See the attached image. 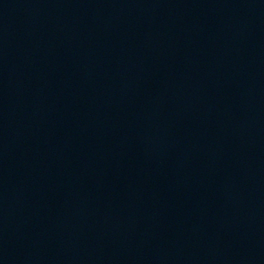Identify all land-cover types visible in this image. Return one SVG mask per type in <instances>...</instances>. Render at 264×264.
I'll return each mask as SVG.
<instances>
[{"label":"water","instance_id":"obj_1","mask_svg":"<svg viewBox=\"0 0 264 264\" xmlns=\"http://www.w3.org/2000/svg\"><path fill=\"white\" fill-rule=\"evenodd\" d=\"M0 264H264V0L0 12Z\"/></svg>","mask_w":264,"mask_h":264}]
</instances>
